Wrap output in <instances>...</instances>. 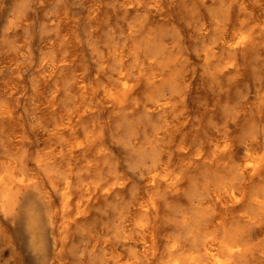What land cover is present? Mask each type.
I'll use <instances>...</instances> for the list:
<instances>
[{
	"label": "clouds",
	"instance_id": "clouds-1",
	"mask_svg": "<svg viewBox=\"0 0 264 264\" xmlns=\"http://www.w3.org/2000/svg\"><path fill=\"white\" fill-rule=\"evenodd\" d=\"M0 264H264V0H0Z\"/></svg>",
	"mask_w": 264,
	"mask_h": 264
}]
</instances>
